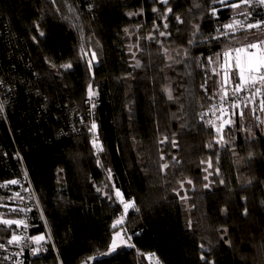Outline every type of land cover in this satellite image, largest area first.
I'll return each instance as SVG.
<instances>
[{
    "label": "trees",
    "instance_id": "16d2710c",
    "mask_svg": "<svg viewBox=\"0 0 264 264\" xmlns=\"http://www.w3.org/2000/svg\"><path fill=\"white\" fill-rule=\"evenodd\" d=\"M198 2L202 3L200 9L192 8L193 0H169L173 13L168 14L169 28L163 29L160 16L165 6L157 0H68L77 10L78 20L68 12L64 0L55 5L52 0H0V80L5 82L0 86V102L5 104L0 113V182L27 170L43 210V218L40 212L35 214L34 234L51 233L48 251L34 264H57V253L63 264H81L106 250L112 220L122 206L113 202L114 196L109 200L96 191L105 184L109 185L105 191L112 192L111 185H115L126 197L136 199L140 211L129 209L125 225L136 248L123 247L114 256H102L88 264H149L144 254L151 252L164 264H203L199 260L201 243L205 244L203 251L212 249L210 258L216 264H264V206L260 203L264 200V124L256 122L261 117L251 112V107L245 108L244 117L256 118L250 135L244 131L249 125L237 111L233 117L236 123L224 129L228 142L222 146L213 139L215 129L200 119L201 113L205 115L220 100L222 79L212 72L215 65L207 64L206 57L215 59L214 53L221 51L222 45L192 46L191 56L200 57V66L194 59L184 58L178 45L188 47L193 23L201 24L198 40L214 35L217 24L227 23L232 11L212 5L218 8V16L213 17L208 11L211 0ZM88 4L94 7L89 10ZM57 7L59 13L54 11ZM153 7L159 11L154 13ZM141 8L143 14L128 15ZM174 13L185 23L179 24ZM256 14L264 16L259 8ZM64 15L73 17L72 21L62 19ZM153 21L161 25L160 31L172 33L159 39L171 55L175 56L172 49L179 50L176 59H186L188 67L166 60L160 45L147 39H140L139 48H132L142 67L131 66L135 61L129 47L137 43V35L143 37L153 30ZM72 23L82 25L83 40ZM36 24L45 36H39ZM137 24L142 25L139 30ZM125 27L131 35L124 33ZM253 31L257 30L249 33ZM246 33L236 36L241 40ZM261 36L264 38V33ZM81 44L86 51L91 45L98 54L92 72L80 58ZM45 57L57 66L69 61L73 66L53 69ZM90 82L99 91L94 109L86 103ZM166 85L173 89L175 100H168L163 91ZM81 116L84 123H80ZM93 119L104 146L100 153L103 167L96 164L92 134L87 131ZM173 133L178 147L157 143ZM209 142L211 149L205 147ZM158 149L165 154L163 161ZM249 151L255 153L251 161L247 159ZM172 156L180 163L171 161ZM209 156L213 168L221 169L219 176L209 180L227 183L204 189L207 164L200 161ZM169 162V168L161 171L160 163ZM185 177L193 179L194 190L186 182L180 188L178 181ZM253 177L255 182L247 184ZM174 188L181 195L187 191L190 200L181 201ZM225 207L227 213L221 211ZM244 207L249 210L247 215ZM14 217L8 214V218ZM188 219L193 222L191 229L186 227ZM222 225L228 229L224 239H230L231 246L220 239L217 229ZM12 229L15 225L11 229L0 225V240H7Z\"/></svg>",
    "mask_w": 264,
    "mask_h": 264
},
{
    "label": "snow or ice",
    "instance_id": "6c2138e0",
    "mask_svg": "<svg viewBox=\"0 0 264 264\" xmlns=\"http://www.w3.org/2000/svg\"><path fill=\"white\" fill-rule=\"evenodd\" d=\"M157 2L163 6H165L164 12L161 14L160 19L164 21L162 27L163 29L169 28L168 23V14L173 13V7L170 6L169 0H157ZM52 3L55 5L57 0H52ZM65 5H67L68 12L73 13L75 19H79L77 14V10L68 3V0H64ZM220 5L222 8H227L232 11V16L229 18L227 23H218L217 27L215 28V34L211 36H203L202 39H197V36L201 34V24L200 23H193L192 24V33L191 38L187 40L188 47L183 45H178V49H182L183 57L186 59H194L197 63V66H200V57H192L191 56V47L201 44V43H211L216 42L218 45H222L221 51L214 53L215 59L213 56L206 57L207 64L215 65L212 68V72L216 75L222 74V80L220 82V105L217 107L213 105L209 111H212V114L215 116L217 112L219 115L216 116V121L213 122L211 120L206 121L208 125L215 129L216 136L213 137L217 144H221L222 146L227 143L224 135V129L226 126H232L236 123L233 119L234 116L237 115V111L241 120L244 119L245 113L244 109L248 107L249 104L252 105L250 111H256V96H260L259 100V109L261 112H264V39L253 38L248 42H242L240 39L237 38L236 33L238 32H249L250 30H257L261 33H264V16H258L256 14V10L258 8H264V0H211V4L208 6V11L211 13L213 17L218 16V8L213 7L212 5ZM87 7L91 10L94 5L88 4ZM192 8L200 9L202 8V3L198 2V0H193ZM192 8H189L188 11L191 12ZM55 12L59 13L61 9L59 7L54 9ZM154 13L158 12L159 9L156 7L152 8ZM143 14V9L141 8L138 13L129 12V16ZM175 20L179 24H184L185 21L178 13H174ZM66 21H72L73 17L64 15L61 17ZM200 18L203 19V12L200 14ZM71 26L76 28L80 33L81 40L84 39L83 37V27L82 25H78L76 23H72ZM142 27L141 24H137L135 28L139 30ZM161 28L160 24H157L156 21H153V30L150 31L146 36H139L137 35V43L129 47V51L132 54V59L135 61L133 68H140L142 67V61L136 58L135 52L132 51V48H139V40L140 39H147L149 41H155L156 44L160 45V52L164 56L166 60L175 61L177 64L183 63L185 67H188L186 59H176V57L181 55V52L177 49H172V52H175V56L170 54V50L167 47H164L163 41L159 39V37H170L172 33L170 31H160ZM36 30L39 32V36H45V32L40 30V25L36 24ZM126 35H131L132 33L129 32V29L125 27L123 29ZM179 32V29H177ZM254 36V34H253ZM224 38V39H221ZM32 39L37 41V37L33 36ZM91 39V37H89ZM247 41L248 38L245 37ZM97 45L99 41L96 42ZM89 51L85 50L84 44H81L79 53L80 58L84 59L87 64V68L89 72H92L94 62H99L98 54L95 50H91V45L88 46ZM143 51V49H140ZM203 55V54H201ZM46 62L49 66L53 69L63 68L65 70L72 68V62H66L57 66V64L49 60L45 57ZM166 67L171 68V64H166ZM217 67L221 69V72H217ZM235 69V71H232ZM59 71H57V75H59ZM131 73H127L126 76H131ZM95 73H92V78L94 79ZM238 76V82H235L234 87L231 92V96L229 95L228 88L226 85L233 81L235 77ZM5 82L0 80V85H3ZM201 88H205L204 84H201ZM163 91L166 93L168 100L172 101L176 98L173 95V89L171 86H164ZM205 91L207 89L205 88ZM247 91L248 95L244 96L243 99L240 98V94L245 93ZM99 96L98 89L93 88V84L90 82L87 86V101L91 105V108L94 109L96 107L95 103H93L94 98ZM182 109V106H181ZM5 111V104L4 102H0V113ZM131 111V109H129ZM175 116V114H173ZM131 118V117H130ZM200 119L204 120V114H200ZM260 118L257 117V120ZM80 123H84V117H80ZM264 124V121H261ZM184 124H181V127H184ZM98 125L95 119L91 120L90 127H87V131L92 134L91 145L96 154V164L100 167H103L102 161L100 159V153L104 152L103 143L98 139ZM73 131H77L73 128ZM244 131L249 132L252 135V130L249 128H245ZM176 133L172 134L170 138L167 135H164L162 139L158 140V144H164L165 142H169L172 148L178 147V143L175 139ZM135 140V137H133ZM205 147L211 149L213 144L211 142L207 143ZM160 154V161L164 160V152L158 149ZM234 154H237L234 152ZM17 159L22 161L23 158L16 154ZM255 158V153L249 151L247 153V159L249 161ZM218 159V157H217ZM171 161H175L176 164H179L180 161L176 159V156L171 157ZM201 164H207V167L203 169L206 175L203 176V181L205 183L202 184L204 189H209L213 184H220L225 185L227 182L224 179H220L218 181L209 180L210 176H219L221 173V169L219 167L213 168V159L211 156L207 158V160H201ZM170 166L169 163H160V170H166ZM209 169H213V171H209ZM108 179H112V171L111 169H107ZM24 179L27 180L28 173L27 170L23 171ZM185 182L188 185H191L193 190L195 189V183L192 178L185 177L184 180L178 181L180 188L185 187ZM255 182V178H249L246 183L252 185ZM9 185H20L23 191L27 192L28 189L23 188L20 179L13 178L10 180H5L0 187H7ZM109 188V185L105 184L103 188L98 187L96 189L97 192H101L107 199L113 200V196L115 200L113 202L118 201L119 205L122 206V211L119 212L118 215L112 220L111 223V235L110 241L107 245V248L104 252H98L96 256H89L86 260L81 261V264H88L89 261H99L100 257L102 256H114L118 254V250L122 247L127 248H136V244L132 243V236L128 235V229L125 226L127 223V217L129 209H134L137 213L140 211L139 206L136 203V199L134 197L128 198L126 195L121 191L120 188L116 187L115 185H111L112 192L105 191L104 189ZM177 196L180 197L181 201L187 203L190 200V197L187 195V191L183 195H181L180 191L177 189H173ZM32 196H29L31 199ZM5 199V197H0V200ZM7 200H20L23 201L25 199L24 196L20 194V192H15L12 196L6 197ZM241 199L247 200V197H241ZM39 204V201L36 202ZM261 205L264 206V200H261ZM2 207L8 208L9 213L16 214L18 218H6V215L0 213V225L5 226L8 229H11L13 225H15V229H21L18 233L15 229H12L10 237L7 239V243H0V249H7L9 245H14L19 249L15 253L16 257H20L25 249L27 248L31 255L34 257H38L41 253L47 252L48 247L47 241L51 239V233L49 232L46 236L44 233H38L36 235H28L27 229L29 228V222L27 219L26 214L31 211L28 207H16L10 206L7 204L0 205ZM190 207L194 208L195 205L192 204ZM221 211L227 213V208L221 209ZM249 212L247 207L243 208L244 215H247ZM20 213H24L25 216L19 217ZM41 218H43V210H41ZM45 226L47 227V221H45ZM186 227L191 229L193 227V222L191 219H188L186 222ZM220 232V239L229 246H231L232 241L230 239H224V237L228 233V229L225 226H221L220 229H217ZM209 244L211 242L209 241ZM52 248L55 249V244L52 245ZM199 248L202 250L199 253V260L203 262V264H216L214 258H210L211 248L208 249L207 252L203 251L205 249V244L201 243ZM137 253H139V249H137ZM152 264L154 260L155 264H162L159 256L155 252L146 253L144 254ZM5 260H13L12 255H8L4 257ZM57 264H63V261L60 260L59 253L56 255ZM14 264H23L22 260L16 259Z\"/></svg>",
    "mask_w": 264,
    "mask_h": 264
},
{
    "label": "built area",
    "instance_id": "2783aa9c",
    "mask_svg": "<svg viewBox=\"0 0 264 264\" xmlns=\"http://www.w3.org/2000/svg\"><path fill=\"white\" fill-rule=\"evenodd\" d=\"M263 13H264V8H259ZM1 86V85H0ZM226 87L228 88L229 91V95L231 96V92L233 87L226 85ZM248 95L247 91L245 93L240 94V98L243 99L244 96ZM259 100H260V96L257 95L256 96V111L255 113H258V115L261 117V111L259 109ZM220 105V100L217 104V107ZM249 107H252L251 104L248 105ZM219 115V112L216 113V115L214 116L212 114V111H208L205 115H204V122L206 123V121L211 120L213 122H217L216 121V116ZM207 124V123H206ZM14 178H18L21 181V184L23 185V188L28 189L27 192L23 191V189L21 188L20 185H9L7 187H0V197H5V199L0 200V205L3 204H7L10 206H16V207H28L31 209L30 212H28L26 214L28 222H29V228L26 230L28 235H35L34 234V230H35V225H36V220H35V214L39 213L38 209H39V204H37V196L34 192V189L32 187L31 181L29 179V176L27 178V180L24 179L23 173L19 176H16ZM13 179V178H12ZM10 180V179H9ZM4 181L0 182V184H2ZM15 192H20V194L22 196L25 197V199L23 201L20 200H7L6 197L8 196H12ZM32 196L31 199H29V196ZM0 213H3L6 215V218H8V208L6 207H2L0 206ZM15 217L14 218H18L16 214H14ZM25 216L24 213H20L19 217H23ZM21 231V229H17V232L19 233ZM0 243H7V240H0ZM47 247V245H46ZM19 251V249L17 247H15L14 245H9L7 247V249H0V264H14V261L16 259L22 260L23 264H34L35 260L45 254L46 252L41 253L38 257H34L31 255L30 251L26 248L24 253L20 256V257H16L15 253ZM8 255H12L13 256V260H5L4 257L8 256ZM161 260V259H160ZM149 261V259H148ZM162 261V260H161ZM150 264V261H149ZM152 264H155L154 260L152 261ZM162 264H164V262L162 261Z\"/></svg>",
    "mask_w": 264,
    "mask_h": 264
},
{
    "label": "rangeland",
    "instance_id": "374dc122",
    "mask_svg": "<svg viewBox=\"0 0 264 264\" xmlns=\"http://www.w3.org/2000/svg\"><path fill=\"white\" fill-rule=\"evenodd\" d=\"M253 34H254V36H253ZM261 34H262V33L259 32V31H253V32H250V33L247 32L246 34L242 35L241 41H242V42H248V41L252 40L253 38L264 39V38H262L263 36H261ZM245 37L248 38L247 41L245 40ZM232 71H235V69H232ZM218 72H221V69H220L219 67H218ZM219 76L221 77V79L223 78V77H222V74L219 75ZM235 78H238V76L235 77ZM227 85H228V84H227ZM243 120H244L243 122H244V123H247V124L249 125L250 129H252V127L254 126V121H256V118H254V117H250V118H248V117H244ZM261 121H264L263 118H261L260 121H256V122H261ZM39 210H40V207H39V209H38V212H39ZM40 214H41V211H40ZM45 235L47 236L48 233L46 232ZM122 248H123V247H122Z\"/></svg>",
    "mask_w": 264,
    "mask_h": 264
},
{
    "label": "crops",
    "instance_id": "0c3cea01",
    "mask_svg": "<svg viewBox=\"0 0 264 264\" xmlns=\"http://www.w3.org/2000/svg\"><path fill=\"white\" fill-rule=\"evenodd\" d=\"M235 79H236V78H234L233 81H230V82L228 83V85L234 87ZM237 79H238V78H237ZM261 118H263V120H264V112H261Z\"/></svg>",
    "mask_w": 264,
    "mask_h": 264
}]
</instances>
